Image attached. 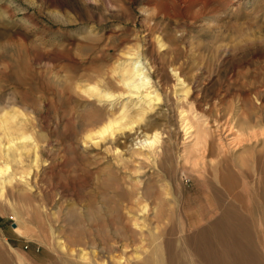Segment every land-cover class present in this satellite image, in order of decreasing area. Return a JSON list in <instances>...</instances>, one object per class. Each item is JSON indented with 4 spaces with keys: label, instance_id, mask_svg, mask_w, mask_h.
Masks as SVG:
<instances>
[{
    "label": "rangeland",
    "instance_id": "1",
    "mask_svg": "<svg viewBox=\"0 0 264 264\" xmlns=\"http://www.w3.org/2000/svg\"><path fill=\"white\" fill-rule=\"evenodd\" d=\"M135 53L152 77L149 98L120 80ZM211 110L234 129L210 137L214 152L201 157ZM246 111L260 121L247 127ZM123 114L124 129L100 136ZM4 119L25 120L29 139L16 143L38 144L40 157L30 184L17 177L0 196V252L24 257L15 264H51L76 219L70 212L85 219L90 209L142 228L129 248L138 264H264L258 176L243 209L213 190L219 150L251 168L249 147L264 143V0H0V149ZM154 135L160 142L150 146ZM12 162L6 175L18 169Z\"/></svg>",
    "mask_w": 264,
    "mask_h": 264
},
{
    "label": "bare ground",
    "instance_id": "2",
    "mask_svg": "<svg viewBox=\"0 0 264 264\" xmlns=\"http://www.w3.org/2000/svg\"><path fill=\"white\" fill-rule=\"evenodd\" d=\"M128 59L134 60L133 63L136 64V67L134 68L132 64H128L127 67H125L122 70L120 74V80L122 86L125 89H128L127 92L130 94H144L145 98H149L151 96V92L148 91V89H151L149 85L151 83L150 78H152L148 74L149 71L147 70V68H145L146 66L144 64L141 65L138 64V62L141 59L138 53L130 54L128 56ZM87 90L94 91L92 88H88ZM142 90L145 91L142 92ZM93 96L99 98H105L109 95L102 94L100 92H95ZM153 97L155 100H160L158 95H155ZM186 97H187V91L184 93L183 98L186 99ZM144 113L145 112L142 111L139 114L138 120L142 119L141 116ZM245 114L246 116L244 119V123L247 124V127H250L254 123V119H255L254 115L260 121V116L259 115L257 116L256 112L246 111ZM204 115H207L206 112ZM229 115L230 113H228L227 117ZM12 116H14L15 119L17 118L14 115V113L12 114ZM231 116H233V114ZM125 118L126 115L123 114L118 119L109 120V122H106V124L108 125L103 126V128L99 132L100 136L104 135L109 130V128L113 127L115 124H118L117 125L118 131L124 129V127L127 126L125 124H122V121ZM206 118L207 119L205 120V122H203V125L207 126L208 128L206 127L207 128V130L205 129L206 132L200 138H197L198 145H201V149L199 150L201 153V157H203L206 151L213 154L215 147L214 146L215 144H213L211 139L213 136H218L221 138V136L224 134L225 129L229 130L228 131L229 133H233L232 130L234 129L233 126H229L228 118L224 120L223 118L225 117H222L218 113L214 114L213 110L210 111V114L206 116ZM23 120L21 121L24 122L25 120L24 121ZM21 121L19 122L20 125L17 124L12 125L11 119H4L3 121V123H6L7 132L4 133V135L6 136V139L8 141V146L5 149H0V161L2 160L5 165V166L0 165V196L5 195L7 187L12 186L13 183H15V181L17 180V177L18 179L26 178L25 179L26 185L30 184L28 178L31 175H33L34 168L38 167V162L40 161L39 152L37 150L38 144L35 145L34 142H32L33 144L30 145H25L24 142H23L24 145L21 142H20L21 144L20 143L17 144L18 143L17 141L19 139L20 141L21 140L23 141V139H29L27 138L28 137L27 135H25L24 133H20L23 130V129L20 130L22 124ZM190 127L192 128V126ZM240 133L242 136L243 133L242 132ZM87 138L88 141L91 142V144L93 145H97L101 141V140L97 141V136L95 137L92 135H88ZM145 140L148 142L150 146H153L154 144L160 142L157 135L150 137L147 136ZM31 141H33V139ZM256 146L257 145L254 146L251 145L248 150L249 152L247 155L248 162L253 165V167L251 168L249 164L237 166L233 163L232 160L229 161L230 159L229 156L231 153L229 149L219 150V153L217 155L218 159L217 162L215 163V167L213 168L215 169V173L218 178V185H215L213 190L215 191L216 198L219 201L221 202L224 201L223 199L224 196H227L229 198V204L225 207L243 209L244 201L246 200V198H248L251 194L254 193L260 198H263L264 143L260 147H256ZM30 152H32L33 154L32 156L34 157V159L31 161L32 162L31 167L29 169L22 168L24 164L23 157L26 156L27 154H30ZM12 161L16 162V164L18 165L17 167L18 169L16 168L17 170H12L11 174L6 175L8 170H11L10 163ZM256 175L258 176L257 185L253 193L251 189V182ZM229 179L232 180V182H229L228 181ZM239 187L240 190H238ZM144 195L148 197L149 193L145 191ZM148 211L149 208L147 204L141 205V209L139 212L140 216L136 217L134 223L135 226L139 224L138 223L139 218L140 217L144 218L145 215L148 213ZM224 211L225 210L223 208V212ZM93 213L95 214V211L93 209H90L89 215L86 216L84 219L82 217H78L76 212L74 211L70 212V216L75 217L76 219L75 221L73 220L74 224H72V228L70 229L68 228L69 231L67 230L65 232V241L59 243L60 249L61 251H63V253L58 256H52L51 253L50 256H52V258L50 259V263L51 264H138L139 262L138 260L140 259L139 255L136 258L133 257L131 258L129 254L131 251H129V248L132 247L131 243L136 241L137 234L143 236L142 228L139 227L138 229L135 228V230H133V228L129 226L127 222H123L124 219H122V217H119L118 220L115 219L113 217L114 214L112 216H109L108 218H104V217H97L96 214L94 217ZM215 220L219 224L223 223L225 221L224 215L223 214L219 215V217L216 218ZM16 230L24 235L25 234L28 235L27 232L20 230L19 228H16ZM52 237H54L53 233L50 234L46 242L50 243ZM84 245L90 246L91 247L90 250L92 251L91 252L86 251ZM158 248L159 247L156 248L157 251L159 250ZM0 254H1L0 264H15V260L22 263V261L24 260V257L20 256L16 252L10 253L7 251L4 254L0 252ZM101 257L106 258V261L104 259L103 261H101L100 260L102 259ZM151 261L152 260H150V263Z\"/></svg>",
    "mask_w": 264,
    "mask_h": 264
}]
</instances>
